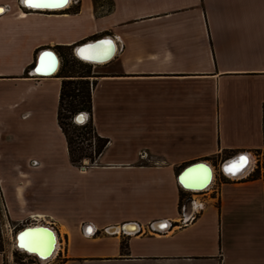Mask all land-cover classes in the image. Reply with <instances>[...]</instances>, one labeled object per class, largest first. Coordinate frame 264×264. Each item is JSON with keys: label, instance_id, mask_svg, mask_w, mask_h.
Listing matches in <instances>:
<instances>
[{"label": "crops", "instance_id": "0c3cea01", "mask_svg": "<svg viewBox=\"0 0 264 264\" xmlns=\"http://www.w3.org/2000/svg\"><path fill=\"white\" fill-rule=\"evenodd\" d=\"M107 1L99 14L95 0H79L77 12L0 0V186L10 222L52 227L63 241L56 264H264V0ZM97 39L116 47L94 67L92 93L93 123L109 144L82 168L58 120L56 48ZM45 50L60 59L51 76L34 71ZM241 154L254 163L246 177L225 174L216 194L185 199L187 166L224 171ZM241 158L232 174L250 163ZM258 163L260 176L247 179Z\"/></svg>", "mask_w": 264, "mask_h": 264}, {"label": "trees", "instance_id": "16d2710c", "mask_svg": "<svg viewBox=\"0 0 264 264\" xmlns=\"http://www.w3.org/2000/svg\"><path fill=\"white\" fill-rule=\"evenodd\" d=\"M80 10V2L73 5L67 11L77 12ZM61 57L62 64L57 76L62 78L61 100L58 112L59 124L66 136L68 150L71 162L77 166H82L85 159L94 164L96 160L103 154L109 144V139L99 136L97 133L93 119V89L96 86L97 74L94 73V67L97 64L87 63L74 55V47L58 46L56 48ZM87 65V71L84 73L75 72L73 68L77 65ZM86 112L90 118L85 124L78 125L74 122V117ZM234 153L225 155L223 161L231 158ZM261 174V168L256 170L247 179H256ZM222 180H228L222 175ZM4 215L0 203V253L5 251L4 237ZM126 244L123 243V249ZM20 252L17 250L16 254ZM26 258H32L36 262L39 260L36 256L20 252ZM19 258V257H18ZM17 264L25 263L23 258H19ZM37 264H40L37 262Z\"/></svg>", "mask_w": 264, "mask_h": 264}, {"label": "water", "instance_id": "95a60500", "mask_svg": "<svg viewBox=\"0 0 264 264\" xmlns=\"http://www.w3.org/2000/svg\"><path fill=\"white\" fill-rule=\"evenodd\" d=\"M67 2H68V0H67ZM70 3H71V0H69L68 5L65 8H67L70 5ZM29 8H33V7H29ZM65 8H63V9H65ZM46 10H48V9H46ZM50 10H52V9H50ZM53 10H58V9H53ZM101 44H104V40L103 39H97V40H92V41L84 42L83 44H81L77 48H75L74 54L80 60L81 59L84 60L83 57L81 56L82 50H84L86 48H93V47L95 48V47L101 46ZM106 46H107V49H108V52L107 53L113 52L112 57L110 59H107L106 61H103V62L91 60L90 61L91 63H94V64H104V63H107V62H109L110 60H112L114 58L115 51H116L115 44L113 42H109ZM48 52L55 53L53 50H45L39 56L38 62L36 64V67H35L34 71H37V69H38V67L40 65L41 59ZM56 56L58 58V65L60 67V59H59V57H58L57 54H56ZM84 113H86V112H84ZM87 120H88V113L85 114V118H84V120L82 122H77L76 121V116L74 117V122L76 124H79V125L84 124ZM243 156H245V155L241 154V155L235 156L234 158H232L231 160H229L228 162H226L224 164V172L226 174H230L231 178H233L235 180L236 179H243L248 174L247 173L246 175H243V171L247 167H245L243 170H241L237 174H232L231 171L229 170V168H230L229 166L231 165V163H234L239 157L241 158ZM211 168L212 167L209 164L205 163V162L193 163V164L187 166L184 169L183 173L179 176L180 184L184 188H186V189H192L193 188L192 186H194L196 184H199V182H201L202 179L206 178V175L208 177H211ZM208 183L210 184V180H209ZM31 230H41L42 232H44L46 234H52V235L54 234L53 235L52 246H49L50 249H51V251L49 253L47 251L48 255H47V253L45 251H43L45 246L43 248H40L42 246L39 245V243H36V241L33 240L34 238L32 236L31 237L30 236H27L28 232H30ZM24 235L27 236L26 237V240L29 243H31L30 245H32L35 248L34 249L35 252H33L31 254H36L37 255V258L40 261H49L50 259H52L51 256L53 255V253L55 251L56 238L58 239V235H57L56 231L52 227H50L49 225H45V224L44 225L43 224L42 225H39V224H31V225L25 226L22 230H20L17 233L16 238H15V241L16 240H19ZM17 248H21V244L20 243H17Z\"/></svg>", "mask_w": 264, "mask_h": 264}, {"label": "bare ground", "instance_id": "6f19581e", "mask_svg": "<svg viewBox=\"0 0 264 264\" xmlns=\"http://www.w3.org/2000/svg\"><path fill=\"white\" fill-rule=\"evenodd\" d=\"M32 2L42 5L40 7H35V8H46V9L62 10L63 8H65L68 5L69 0H68V2H67V0H32ZM103 45L104 44H101V46H98V47H95V48L94 47L93 48H86V49L82 50L81 56L83 57L84 60H82V59L81 60L85 61L87 63H91L90 62L91 60L103 62V61H106L107 59H110L112 57V55H113V52L107 53L108 50H104L103 47H102ZM99 51H101V52H99ZM47 59H49L50 62L52 63V65L48 66V69L44 68V66H43V63ZM92 64H94V63H92ZM58 68H59V65H58V58H57L56 54L52 53V52H48L41 59L40 65H39L37 71H35V72L37 74H40V75L51 76V75L55 74L58 71ZM85 114L86 113L79 114V117L76 119V121L77 122L83 121L84 118H85ZM247 160H248V163L249 162L250 163L247 165V168L243 171V175H246L250 171V169L252 167L251 159L248 158ZM243 169L244 168H242V170ZM213 179H214V171H213V168H211V177H208L206 175V178L202 179L201 182H199V184H196V185L192 186L193 187L192 189H186V188L185 189L188 190V191H195V192L199 191V190H203L204 188L206 189V188H208L211 185V181ZM209 180H210V184L208 183ZM53 235L52 234H46V233L42 232L41 230H31L27 234V236H30V237L32 236L34 238L33 240L36 241V243H39V245L42 246L40 248H43L45 246L43 251H45L46 253H47V251H48V253L51 251L49 246H52ZM27 236L24 235L19 240H16L15 241V245L17 246V243H20L21 244V248H18V249L22 250V252L28 253L29 255H33V256L37 257L36 254H31V253L35 252L34 251L35 248L32 245H30L31 243H29L26 240ZM58 242L59 241L56 238L55 251H54L53 255L51 256V258L55 257V253H56V251L58 249ZM48 253H47V255H48ZM44 262H46V261H44Z\"/></svg>", "mask_w": 264, "mask_h": 264}, {"label": "rangeland", "instance_id": "374dc122", "mask_svg": "<svg viewBox=\"0 0 264 264\" xmlns=\"http://www.w3.org/2000/svg\"><path fill=\"white\" fill-rule=\"evenodd\" d=\"M95 3H96V6H97V12L99 13V14H101L102 12H104V11H106L107 9H109L110 7H111V5L109 4V2L106 0V2H104V8H101V6H102V1L101 0H95ZM73 70V73H75V72H80V73H84V72H86L87 71V65H77V66H75V68H73L72 69ZM81 113H84V112H81ZM81 113H79V114H81ZM79 114H77L76 115V119L79 117ZM82 122V121H81ZM254 163H252V165H253ZM259 165H258V167L259 168H261V165H260V163H258ZM82 165H84L83 163H82ZM214 166H213V170L215 171L214 172V174H215V185H213V193L212 194H216V189H217V187H218V183H219V179H220V177H222V175H221V173H220V171L222 170V165L221 166H218L219 164L218 163H214L213 164ZM211 186V185H210ZM208 187L205 191H203V192H201V193H189V195H187L186 196V200H190V199H192V197H191V194H194V195H204V194H207V193H210V190L212 189V186L211 187ZM208 190V191H207ZM0 197H2L3 198V196H2V190H1V186H0ZM199 198L198 199H200V198H202L203 196H198ZM198 204L200 205L201 204V202L200 201H198ZM13 224V223H12ZM13 225H15V224H13ZM25 225H27V224H25ZM18 226V231H20V230H22L25 226L24 225H17ZM14 237H15V234H14ZM6 239H5V251L3 252V254H5V264H17V261L19 260V258H23V260H24V262L25 263H28V264H37V262L38 263H40V264H56L55 262H57V261H59V259L60 258H58V260H56L55 262H53L54 260H55V257L57 256V254H58V252H59V248H60V243L58 242V249H57V251H56V253H55V257H53L52 259H50L49 261H46V262H44V261H40V260H38L37 262L34 260V259H32V258H26V257H24L23 255H21V253L20 252H22V250H20V249H18L20 252H18L17 254H16V252H17V250H16V248L13 246V244H14V242L12 243V241H11V239H10V235L8 234V235H6V237H5ZM59 241V240H58ZM16 246V245H15ZM17 247V246H16ZM23 253H25V252H23ZM28 254V253H27ZM33 256V255H32ZM19 257V258H18ZM59 264V263H58Z\"/></svg>", "mask_w": 264, "mask_h": 264}, {"label": "built area", "instance_id": "2783aa9c", "mask_svg": "<svg viewBox=\"0 0 264 264\" xmlns=\"http://www.w3.org/2000/svg\"><path fill=\"white\" fill-rule=\"evenodd\" d=\"M71 3H72V6L73 5H77L78 3H79V0H71ZM70 3V4H71ZM70 6V5H69ZM5 10H9V8L8 7H5ZM75 55V54H74ZM85 62V61H84ZM88 121V120H87ZM86 121V122H87ZM85 122V123H86ZM84 123V124H85ZM79 125V124H78ZM82 125V124H81ZM83 164L84 165H82L81 167L82 168H86V167H89L90 165H92V163H90V161L88 160V159H85L84 161H83ZM214 171V170H213ZM215 172V171H214ZM220 173H221V175H224L225 176V172L223 171V169L220 171ZM214 176H215V174H214ZM213 185H215V177H214V179H213V181L211 182V186H212V189H213ZM210 186V187H211ZM207 189V188H206ZM205 188L203 189V190H199V191H196V192H194V191H191V193H201V192H203V191H205L206 190ZM208 191V190H207ZM190 192V191H189ZM3 196V195H2ZM0 203H1V207H2V211H3V215H4V220H5V223H4V237H6V235H10V239H11V241H12V243L14 242V244H13V246L16 248V250H18L17 249V247L15 246V238H16V235H17V233L19 232L18 231V226L17 225H13L11 222H10V220H9V218H8V211H7V207H6V205H5V203H4V200H3V198L2 197H0ZM14 234H15V237H14ZM6 239V238H5ZM59 243H60V245H63V241H59ZM63 247V246H62ZM42 262V261H41Z\"/></svg>", "mask_w": 264, "mask_h": 264}, {"label": "snow or ice", "instance_id": "6c2138e0", "mask_svg": "<svg viewBox=\"0 0 264 264\" xmlns=\"http://www.w3.org/2000/svg\"><path fill=\"white\" fill-rule=\"evenodd\" d=\"M21 2L24 3L28 7H40V6H42L40 4L33 3L32 0H21ZM2 12H3V9H0V13H2ZM241 159L244 160L246 158L242 157Z\"/></svg>", "mask_w": 264, "mask_h": 264}]
</instances>
